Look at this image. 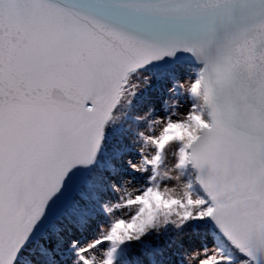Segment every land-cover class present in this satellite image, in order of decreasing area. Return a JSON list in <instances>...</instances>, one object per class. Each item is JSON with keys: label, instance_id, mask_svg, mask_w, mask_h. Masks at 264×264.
Instances as JSON below:
<instances>
[{"label": "snow or ice", "instance_id": "snow-or-ice-1", "mask_svg": "<svg viewBox=\"0 0 264 264\" xmlns=\"http://www.w3.org/2000/svg\"><path fill=\"white\" fill-rule=\"evenodd\" d=\"M0 264H264V0H0Z\"/></svg>", "mask_w": 264, "mask_h": 264}, {"label": "rangeland", "instance_id": "rangeland-1", "mask_svg": "<svg viewBox=\"0 0 264 264\" xmlns=\"http://www.w3.org/2000/svg\"><path fill=\"white\" fill-rule=\"evenodd\" d=\"M187 79V77H185V80ZM184 81H182V83H183ZM170 103H175V98H170ZM171 159V158H170ZM101 251H104V250H101ZM98 257V259H103V257L101 256V255H98L97 256Z\"/></svg>", "mask_w": 264, "mask_h": 264}, {"label": "water", "instance_id": "water-1", "mask_svg": "<svg viewBox=\"0 0 264 264\" xmlns=\"http://www.w3.org/2000/svg\"><path fill=\"white\" fill-rule=\"evenodd\" d=\"M182 63H187V61L185 60V61H183Z\"/></svg>", "mask_w": 264, "mask_h": 264}, {"label": "bare ground", "instance_id": "bare-ground-1", "mask_svg": "<svg viewBox=\"0 0 264 264\" xmlns=\"http://www.w3.org/2000/svg\"><path fill=\"white\" fill-rule=\"evenodd\" d=\"M98 258V257H97Z\"/></svg>", "mask_w": 264, "mask_h": 264}]
</instances>
